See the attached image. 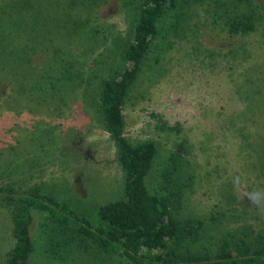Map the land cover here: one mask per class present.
Here are the masks:
<instances>
[{
    "label": "rangeland",
    "instance_id": "374dc122",
    "mask_svg": "<svg viewBox=\"0 0 264 264\" xmlns=\"http://www.w3.org/2000/svg\"><path fill=\"white\" fill-rule=\"evenodd\" d=\"M178 2L125 101L124 137L157 145L146 186L177 203L178 219L204 221L202 239L178 253L211 255L228 233L264 241V0ZM138 12V0H0L5 195L37 190L93 226L101 206L123 199L98 93L122 66ZM242 17L255 30L236 35L227 25ZM12 210L1 198L0 264L15 244ZM31 216L33 252L20 264H130L45 213Z\"/></svg>",
    "mask_w": 264,
    "mask_h": 264
},
{
    "label": "trees",
    "instance_id": "16d2710c",
    "mask_svg": "<svg viewBox=\"0 0 264 264\" xmlns=\"http://www.w3.org/2000/svg\"><path fill=\"white\" fill-rule=\"evenodd\" d=\"M138 1V18L132 38L125 46L122 66L101 81L98 93V110L116 147L115 160L123 173L124 197L101 206L97 211L98 224L93 226L87 220L77 218L73 211L54 199L40 195L37 190L25 197H12L5 195V192L10 193V189L1 187L0 199L13 204L11 215L15 244L7 264H20L31 257L32 210L45 213L58 225L94 240L106 251L118 253L130 264H264L262 238L252 243L246 236L237 238L231 233L217 239L216 250L211 255L178 253L183 241L193 243L202 239L204 221L178 219L177 203L171 197L162 198L146 186V179L154 169L158 147L151 141L134 145L124 137L123 106L152 43L159 35L160 22L179 2ZM227 27L236 35L255 30L250 19L245 17L231 21ZM163 175L165 183L171 185L167 175ZM178 187L176 193L181 200L184 187ZM71 222L77 224L73 226Z\"/></svg>",
    "mask_w": 264,
    "mask_h": 264
}]
</instances>
